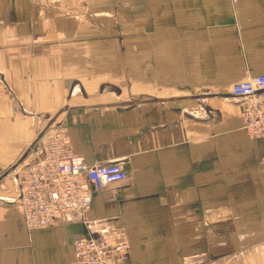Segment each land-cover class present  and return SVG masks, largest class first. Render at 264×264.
Segmentation results:
<instances>
[{
	"label": "crops",
	"instance_id": "crops-1",
	"mask_svg": "<svg viewBox=\"0 0 264 264\" xmlns=\"http://www.w3.org/2000/svg\"><path fill=\"white\" fill-rule=\"evenodd\" d=\"M264 73V0H0V264H77L125 232V264H264V140L231 86ZM61 128L125 179L44 227L22 167Z\"/></svg>",
	"mask_w": 264,
	"mask_h": 264
},
{
	"label": "built area",
	"instance_id": "built-area-1",
	"mask_svg": "<svg viewBox=\"0 0 264 264\" xmlns=\"http://www.w3.org/2000/svg\"><path fill=\"white\" fill-rule=\"evenodd\" d=\"M230 91L242 99L241 128L249 137L264 140V73L234 83ZM39 143L41 156L22 167L18 183L22 220L30 228L44 227L76 211H87L92 193L125 179L119 163L86 164L74 152L64 129H53ZM129 251L128 238L121 229L111 228L97 236H81L72 241L77 264H125Z\"/></svg>",
	"mask_w": 264,
	"mask_h": 264
},
{
	"label": "rangeland",
	"instance_id": "rangeland-1",
	"mask_svg": "<svg viewBox=\"0 0 264 264\" xmlns=\"http://www.w3.org/2000/svg\"><path fill=\"white\" fill-rule=\"evenodd\" d=\"M240 109H241V106H240Z\"/></svg>",
	"mask_w": 264,
	"mask_h": 264
}]
</instances>
